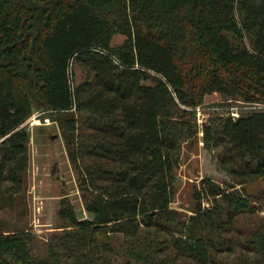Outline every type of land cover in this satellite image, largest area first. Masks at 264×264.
<instances>
[{
  "label": "trees",
  "instance_id": "1",
  "mask_svg": "<svg viewBox=\"0 0 264 264\" xmlns=\"http://www.w3.org/2000/svg\"><path fill=\"white\" fill-rule=\"evenodd\" d=\"M118 36L126 40L113 46ZM245 38L255 50L244 44ZM75 63L86 66L93 77L73 89ZM137 64L164 76L178 102L168 84L134 69ZM146 79L153 86L142 85ZM215 91L264 102V0H0V140L9 136L0 144L3 163L26 154L29 137L15 130L34 110L68 113L64 125L74 121L71 110L76 105L79 112L111 116H105L109 125L112 122L110 128L98 117L95 120L104 127L102 133L120 140L106 152L119 151L117 158L135 172L130 178L123 174L128 175L122 180L130 189L127 193L115 199L99 196L89 206L96 213L95 227L73 219L74 229L102 231L101 225L115 223L114 232L138 236L140 244L152 230L171 235L174 226L165 218L175 212L168 209L169 187L163 174L170 167L174 146L194 133L193 113L180 110L178 104L194 109L204 95ZM221 125L241 162V173L264 184V114L228 119ZM206 137L209 143L221 136L207 126ZM139 158L155 162L150 159L143 165ZM155 187L158 196L147 199ZM212 191L221 195L227 209L203 213L199 208L203 219L192 220L202 230L208 225L221 231L216 220L251 210L239 194L227 196L214 185ZM181 225L187 229V239L197 245L169 240L174 250L203 263L215 262L209 251L213 240L206 250L205 238ZM28 236L0 231V264H39L30 252ZM248 243L256 255L252 264H264V230L249 234Z\"/></svg>",
  "mask_w": 264,
  "mask_h": 264
},
{
  "label": "rangeland",
  "instance_id": "2",
  "mask_svg": "<svg viewBox=\"0 0 264 264\" xmlns=\"http://www.w3.org/2000/svg\"><path fill=\"white\" fill-rule=\"evenodd\" d=\"M125 40V37L118 36L112 45H121ZM244 44L251 51L255 50L250 39L245 38ZM71 69L73 89L93 77L81 63L73 64ZM134 69L160 78L168 84L169 92L178 102L177 94L164 76L140 68L138 64ZM141 84L153 86L151 79L141 80ZM178 107L193 113L190 125L194 133L174 146L169 157L170 167L163 174L169 187L168 209L176 213L165 218L168 220L166 223L174 226L171 235L160 229L152 230L144 235L140 244L138 236L114 232L115 223L101 225L102 231L90 232L80 226L74 229L73 219L78 223L90 222L95 227L96 213L89 206L99 196L115 199L127 193L130 189L122 180L128 175V178L135 176L132 168L129 171L130 166L117 158L119 151L106 152L112 144H120V140L102 133L104 131L100 130L104 127L95 120L98 117L107 122L106 128H110L112 122L109 125L108 119L111 116L79 112L76 105L71 110L73 114L69 113L74 121L69 123L66 120L64 125L62 120L68 113L56 115L34 110L33 115L15 130L20 136L27 134L29 137L26 154L3 163L4 157L0 153V231L28 233L30 252L39 264L254 263L256 255L248 249V241L249 234L264 230V184L241 173V162L232 151L233 146L223 136L221 121L224 124L228 119L235 121L263 115L264 102H247L239 95L230 96L215 91L204 95L201 104L194 109L179 104ZM236 112L239 116L233 117L232 113ZM207 126L221 137L207 143ZM8 137L1 139L0 144ZM150 159L155 162L153 158H139V163L144 165ZM125 173L129 174L124 177ZM160 174L162 177V172ZM13 178L16 181H12ZM213 185L227 196L230 193L239 194L242 201L248 202L251 207L250 212H240L234 217L230 212L224 221L216 220L221 231H213L208 225L202 230L197 224V220L203 219L197 213L199 208L203 213L212 208L221 212L227 209L221 195H213ZM147 194V199L157 197V188H152ZM193 218L198 219L194 221ZM182 223L186 228L190 227L189 233L205 238L206 250L209 241L213 240L209 251L214 255L215 262L203 263L192 256L179 255L174 250L169 240H184L187 246L197 245L191 237L187 239V229L184 230ZM76 232L77 236L71 238ZM78 239L82 240V244L77 242ZM137 255L142 256L146 263L141 262L143 260Z\"/></svg>",
  "mask_w": 264,
  "mask_h": 264
},
{
  "label": "built area",
  "instance_id": "3",
  "mask_svg": "<svg viewBox=\"0 0 264 264\" xmlns=\"http://www.w3.org/2000/svg\"><path fill=\"white\" fill-rule=\"evenodd\" d=\"M233 117H238L239 114L236 112V113H232Z\"/></svg>",
  "mask_w": 264,
  "mask_h": 264
}]
</instances>
